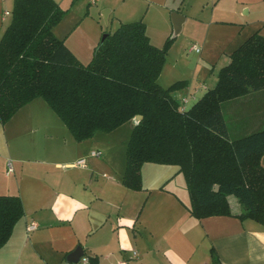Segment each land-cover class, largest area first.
Here are the masks:
<instances>
[{
  "label": "crops",
  "instance_id": "obj_1",
  "mask_svg": "<svg viewBox=\"0 0 264 264\" xmlns=\"http://www.w3.org/2000/svg\"><path fill=\"white\" fill-rule=\"evenodd\" d=\"M54 1L63 7L68 3ZM101 1L106 22L123 23L117 12L120 7L113 5L117 0ZM131 1L142 4L150 0ZM212 1L208 24L194 22L179 8H167L166 3H153L159 13H168V19H163L164 29L174 30V37L192 23L205 29L196 41L204 57L191 74L173 73L167 85L185 81L173 92L183 110L216 85L220 68L230 62L231 52L250 34L258 31L264 36V0ZM13 3L0 0V38L10 23ZM135 10L132 8L131 13ZM212 27L224 32L229 27L232 33L213 35L218 43L214 51L208 48ZM60 29L53 27L52 31L55 34L57 30L59 35L55 36L78 61L87 64L100 38L75 44ZM236 40L240 41L234 43ZM82 53L89 59H82ZM162 73L157 79L159 85ZM235 109L222 106L227 126V115ZM238 111L232 115L239 134L264 127V103L243 105L240 111L245 114ZM126 124L130 136L134 120ZM248 127L251 130L244 131ZM111 135L97 131L89 139L76 141L39 98L21 107L5 124L0 123V195L20 197L24 209L11 236L0 247V264H85L83 256L88 264L90 260L94 264H118L122 260L127 264H210L211 249L221 264H264V224L238 218L241 206L233 195L227 196L230 215L196 218L190 213V197L179 166L153 162L141 166L142 189H129L122 184L129 136L117 140ZM91 151L101 154L93 156ZM79 158L85 159V166L74 165ZM260 164L264 168V155ZM30 222L36 228L27 231ZM77 247L83 256L68 262L67 256Z\"/></svg>",
  "mask_w": 264,
  "mask_h": 264
},
{
  "label": "trees",
  "instance_id": "obj_2",
  "mask_svg": "<svg viewBox=\"0 0 264 264\" xmlns=\"http://www.w3.org/2000/svg\"><path fill=\"white\" fill-rule=\"evenodd\" d=\"M63 14L54 0H14L0 38V123L39 98L80 142L140 115L126 146L124 186L142 189L145 162L174 164L184 176L192 216L230 215L227 196L233 195L241 206L238 218L264 224V127L230 139L221 107L264 91V36L250 34L220 68L216 85L183 110L173 92L185 81L167 87L157 81L173 38L157 47L142 19L123 22L103 33L83 64L52 31ZM23 214L20 197L0 195V247ZM210 264H221L213 249Z\"/></svg>",
  "mask_w": 264,
  "mask_h": 264
},
{
  "label": "rangeland",
  "instance_id": "obj_3",
  "mask_svg": "<svg viewBox=\"0 0 264 264\" xmlns=\"http://www.w3.org/2000/svg\"><path fill=\"white\" fill-rule=\"evenodd\" d=\"M154 2L158 4H160L161 2L166 3L167 8L168 7L170 8L175 7V9L179 8L180 10L184 11L192 21L208 24L211 21L210 12L213 1L212 0H150L147 3L139 4L138 2L135 3V1H131V0H124V1L117 0L116 3L113 4L116 9L120 7V9L116 11L119 13L118 15L120 17L119 16L118 17L119 19H121L122 22L136 21L142 19V21L146 24L147 34L150 36V40L154 45H157L158 47H162L168 37L173 38L166 52L165 62L161 69L163 73L159 81L161 85L167 86L169 83H171L173 79L171 77L173 73L179 72L183 75H186L187 73L191 74L192 71L194 70L197 61L204 57L203 55H201L202 51L200 53H197L195 51H191L190 47L194 43L197 44L196 41L197 39H199L200 36L199 34H201L205 29H203L202 27L203 25H198L195 27L194 24L192 23L193 25L189 24L186 30L184 31V33L178 35L177 37H174V33H175L174 30H167L165 32L166 28L163 19H168V13H166V11L165 14L159 13L155 8V6L158 7V5L153 4ZM101 3H102L101 0H97L95 4L90 3L89 0H68V3L64 7L59 5V7L62 10H64V14L61 17L60 21L54 27L61 28L60 32L63 33L62 35L64 36L69 35L70 41L73 40L75 44H82V43L84 44V42H88V40L91 41L95 38L97 39L98 37L101 38L103 33L113 31L120 24L118 20L116 21L109 20L108 22H106L102 14ZM132 8H135L136 10L138 9L139 12L135 10L133 13H131ZM217 16L220 17L219 14H217ZM217 29L218 28L216 27H212L209 31L210 39H209L208 48H210L212 51H214V49H216L218 45V43L213 41V39H215L213 35L215 34L222 35V33L226 35L228 34L229 36L232 35L231 29L229 27L228 29L225 30V32L223 30H217ZM57 33L58 31L56 30L55 35ZM219 41L221 43H225L224 40L219 39ZM230 41L231 39H228L227 43L229 42L230 44L231 43ZM237 41L240 40H236L234 41V43H237ZM224 47H222L219 50L222 51ZM92 49L94 50V48ZM82 55H83L82 59L85 60L89 59L88 58L89 56L87 57V54L86 57L85 54L82 53ZM173 64H175L174 68L172 67ZM213 64L214 62H211L210 65ZM215 67H217V64ZM250 93L252 92H249L245 95L236 98L226 100L221 104V107L224 106L225 109L236 108L233 112L227 111L231 113L227 115L228 121H230V124L228 125L230 138L238 137V135H244L245 133H248V132H243L244 134H239V132H237L238 129L236 128V126H234L235 115L233 116L232 114L234 112L236 113L238 109H239L238 111L239 114L240 113L245 114L246 111L243 112L240 111V108L243 107V105H247L251 103L254 106V104L264 103L263 90H258V93L252 95H249ZM249 130H251L250 127L245 128L244 131H249ZM106 134H112L111 136H113L117 140H125L129 136V128L128 125L126 124L121 126L119 129L115 131L106 132Z\"/></svg>",
  "mask_w": 264,
  "mask_h": 264
},
{
  "label": "built area",
  "instance_id": "obj_4",
  "mask_svg": "<svg viewBox=\"0 0 264 264\" xmlns=\"http://www.w3.org/2000/svg\"><path fill=\"white\" fill-rule=\"evenodd\" d=\"M95 1L96 0H91V3H94ZM5 14L8 15L9 12L8 11H5ZM190 50L191 51H195L197 53H200L201 52L200 47L196 43H194V44L191 45ZM100 154H101L100 151H91V155H93V156H98ZM74 165H77V166H85V159L84 158H79L78 160H76L74 162ZM35 228H36V224L34 222H30L27 225V227H26L27 231H32ZM82 261H83V263L88 264V258L86 256H83L82 257ZM118 264H127V262H126V260H122Z\"/></svg>",
  "mask_w": 264,
  "mask_h": 264
},
{
  "label": "water",
  "instance_id": "obj_5",
  "mask_svg": "<svg viewBox=\"0 0 264 264\" xmlns=\"http://www.w3.org/2000/svg\"><path fill=\"white\" fill-rule=\"evenodd\" d=\"M106 34H103L101 37V41L105 38ZM141 118L140 115L135 116L134 121L137 122ZM215 189H217V185L215 186ZM83 256V252L80 247H77L73 252H71L67 256L68 262H77L81 257Z\"/></svg>",
  "mask_w": 264,
  "mask_h": 264
}]
</instances>
